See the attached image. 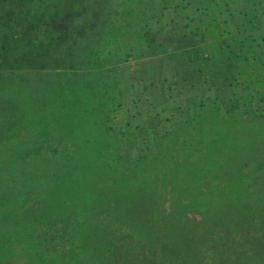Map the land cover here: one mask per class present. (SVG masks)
I'll use <instances>...</instances> for the list:
<instances>
[{"label":"trees","instance_id":"16d2710c","mask_svg":"<svg viewBox=\"0 0 264 264\" xmlns=\"http://www.w3.org/2000/svg\"><path fill=\"white\" fill-rule=\"evenodd\" d=\"M61 1L0 0L7 8V15L0 16V71L6 68L2 62L15 59L19 65H27L30 59L37 74L28 79V86L54 88L61 78L77 84L96 75L98 68L92 61L106 67L103 55H83L68 49L72 38L82 43V37L90 34L88 28L98 26L102 14L96 11L99 2L82 0L89 5L79 2L84 9L74 13L64 10L67 1ZM12 4L34 14L29 18V28L41 29L43 38L38 47L54 46L53 52L35 51L28 44L26 50L35 53L19 52L21 42L28 39L15 34L6 22L12 17L16 25L27 14L14 15ZM29 4L33 13L26 10ZM88 8L91 11L86 22L83 16ZM58 16L59 25L55 23ZM240 27L244 32L241 38L233 36V41L246 42L255 30H249L243 19ZM54 28L59 29L56 34ZM241 52L227 49L229 65L249 59ZM76 60L87 61L86 73L72 69ZM261 63L250 78L220 73L231 81L233 89L241 85L240 94L233 90L236 98H231L227 112L238 113L256 96L264 99V61ZM67 66L70 69L65 72L58 70ZM52 68L50 76L44 72ZM89 85L93 86V80ZM95 95L98 93H93V98ZM203 119L207 118L195 116L191 124L186 123L193 133L186 138L188 144L180 155L170 144L183 137L174 133L157 142L159 146L155 144L149 155H138L136 163L122 169L107 158L99 166L94 164L92 149L87 159L73 158L60 166L43 195L35 192L38 175L33 174L34 168H27V188L17 196L23 198L21 211L16 214L18 206L13 204L8 211L0 206V216L15 213L4 216L9 217L10 228L0 230V259L23 254L27 264H264V125L257 117L237 120L234 125L226 118L225 126L210 129L201 124ZM29 153L32 155L27 159L32 160L33 153L38 152ZM17 175L19 172L11 177ZM199 178L201 182H195ZM75 194L78 199L74 202ZM19 244L22 248L16 250Z\"/></svg>","mask_w":264,"mask_h":264},{"label":"rangeland","instance_id":"374dc122","mask_svg":"<svg viewBox=\"0 0 264 264\" xmlns=\"http://www.w3.org/2000/svg\"><path fill=\"white\" fill-rule=\"evenodd\" d=\"M65 1L63 9L77 13L84 9L79 2L89 5L91 0ZM95 1L99 2L96 11L102 13L98 26L88 28L90 34L82 37V43L77 37L72 38L68 49L83 55H103L106 69L92 61L98 68L94 70L97 74L82 78L77 84L61 78L62 82L59 80L54 88H30L28 79L37 74L30 59L31 66L19 65L15 59L1 63L6 66L0 71V206H4V211L10 210L12 204L18 206L16 214L21 211L19 203L23 198L17 196L27 188L24 177L27 168H34L33 174L38 175L35 192L43 195L60 166L73 158L87 159L88 151H95L90 154L94 164L99 166L107 158L122 169L124 165L132 166L138 155L174 133L183 137L170 144L180 155L193 133L186 123L191 124L195 116L206 117L201 124L204 127L207 124L210 129L225 126L226 118L234 125L237 120L257 117L264 125V99L259 96L248 100L238 113L226 111L231 98H236L233 90L240 94L241 85L233 89L229 79L220 77L221 72H226L230 78L238 74L247 78L254 68L263 64L264 0ZM2 4L0 16L3 14L4 18L7 8ZM26 7L33 13L31 4ZM24 9L15 5L10 11L19 16L21 12L27 14ZM90 11L84 10L86 22ZM31 15L34 14L25 15L26 19L18 20L16 25L12 17L6 22L15 34L28 39L21 42L19 52L35 53L26 50L27 44L35 51L53 52L54 46L39 49L42 32L39 27L29 28ZM59 18L55 21L57 25ZM242 19L249 30L255 31L246 42H235L233 36L241 38L244 32L243 28L239 29ZM227 49L242 51L249 59L229 65ZM85 62L76 60L72 69L86 73ZM59 69L65 72L70 68ZM53 70L44 72L50 76ZM92 80L93 86L89 85ZM93 93L100 96L93 98ZM186 138H189L187 144ZM29 150L38 152L33 153L32 160L27 159L32 155L28 154ZM18 172L17 177H11ZM200 178L195 182L200 183ZM75 196L74 202L78 199ZM169 199L168 194L165 209ZM6 213L15 214L9 211L4 216ZM4 216H0L2 231L10 228L9 217ZM18 247L22 245L14 248ZM27 263L29 260L23 254L0 259V264Z\"/></svg>","mask_w":264,"mask_h":264}]
</instances>
